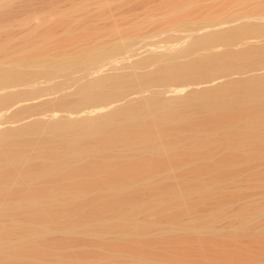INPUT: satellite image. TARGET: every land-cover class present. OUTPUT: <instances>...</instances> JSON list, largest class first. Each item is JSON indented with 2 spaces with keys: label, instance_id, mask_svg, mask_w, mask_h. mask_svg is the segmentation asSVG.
Masks as SVG:
<instances>
[{
  "label": "rangeland",
  "instance_id": "374dc122",
  "mask_svg": "<svg viewBox=\"0 0 264 264\" xmlns=\"http://www.w3.org/2000/svg\"><path fill=\"white\" fill-rule=\"evenodd\" d=\"M0 50L10 52V59L0 57L1 68L13 55L11 62L23 57L16 67L21 78L0 83V139L6 140L0 150L13 147L23 158L18 167L4 168L0 156V264H264V128H243L264 109L213 112L199 103L209 92L202 86L220 83L217 92L264 80V0H0ZM204 58L215 61L210 71H168L171 63L187 67ZM163 99L174 111L148 117L146 134L154 136L145 139L130 116L150 114V104ZM104 106L114 109L116 132L89 143L100 147L74 160L76 172L48 176L47 162L38 158L42 152L62 156L67 138L58 127L82 123L81 116L93 121L90 111L108 110ZM31 120L37 122L12 130ZM117 129L130 130L132 138L123 143ZM155 129L168 133L166 141L163 135L158 141ZM173 139L176 151L169 156L162 149ZM200 141L206 147H198ZM248 145L262 152H248ZM180 186L196 188L192 200L178 198ZM53 192L63 195L47 207L44 197ZM64 194L86 199L76 206ZM29 198L43 205L32 207Z\"/></svg>",
  "mask_w": 264,
  "mask_h": 264
},
{
  "label": "bare ground",
  "instance_id": "6f19581e",
  "mask_svg": "<svg viewBox=\"0 0 264 264\" xmlns=\"http://www.w3.org/2000/svg\"><path fill=\"white\" fill-rule=\"evenodd\" d=\"M176 9V8H175ZM231 33H233V32H231ZM225 34V33H224ZM226 34H228V33H226ZM230 34V33H229ZM237 34V33H236ZM224 36V35H223ZM227 36V35H226ZM234 36H235V33H234ZM47 37V36H46ZM220 37V36H219ZM225 37V36H224ZM45 38V37H44ZM49 38V37H48ZM226 38V37H225ZM230 38H231V36H230ZM55 39V38H54ZM58 39V38H57ZM70 39V38H69ZM69 39H67V40H69ZM56 40V39H55ZM52 41V42H57L58 43V41L56 40V41ZM59 40V39H58ZM65 40V39H64ZM78 40V39H77ZM50 41V40H49ZM227 41V40H226ZM47 42V41H46ZM37 43V42H36ZM42 42H40V44H41ZM44 43V42H43ZM51 43V42H50ZM56 43V44H57ZM39 44V45H40ZM59 44V43H58ZM57 44V45H58ZM76 44H77V42H76ZM32 45V44H31ZM56 45V46H57ZM63 45H65V44H63ZM44 46V45H43ZM47 46H49V45H47ZM47 46H46V49H47ZM58 46H62L61 44H59ZM40 47V46H39ZM55 47V46H54ZM38 48V47H37ZM42 48H44V47H42ZM62 48H63V46H62ZM87 48V47H86ZM32 49V48H31ZM82 50L83 49H85V48H81ZM61 50V49H60ZM1 51V50H0ZM59 51V50H58ZM83 51H85V50H83ZM2 52H4V51H1V53ZM15 52V51H14ZM87 52V51H86ZM12 53H13V51H12ZM46 53V52H45ZM243 53V52H242ZM241 53V54H242ZM5 54H6V56H5ZM5 54H3L5 57H8V59H10L9 57H10V52L8 51V54H9V56H7V53H5ZM18 54V53H17ZM54 54H55V52H54ZM85 54V53H84ZM231 54V53H230ZM3 55H0V57L2 56V58H3ZM12 55V54H11ZM16 55V54H15ZM237 55V58L236 59H239L240 57L242 58V56L243 55H241L240 56V54L238 55V54H236ZM236 55H234V59H235V57H236ZM247 55V54H246ZM17 56H19V55H17ZM21 56V55H20ZM227 56V55H226ZM238 56H239V58H238ZM13 57H14V55H13ZM12 57V58H13ZM50 57V56H49ZM91 57V56H90ZM232 57V56H231ZM245 57V56H244ZM11 58V60H9L10 61V65L8 64V59H7V68L6 67H3V68H1L3 65H1L2 64V62H3V60H2V62L0 63V83H3V82H7L8 84H10L11 82H14L15 80H16V77H17V79H19V78H21V75H19V71L17 72V74H16V71L18 70L17 68H20V67H17V65L20 63V65H21V63H23V61H22V58L21 59H19V57L18 58H15V59H17V60H21V62L20 61H13V62H11L12 60H14V59H12ZM35 58V57H34ZM229 58V57H228ZM39 59V58H38ZM42 59H44L43 57H42ZM52 59V58H51ZM205 59V58H204ZM208 59V60H207ZM211 59H213V58H211ZM231 59H233V57L231 58ZM1 60V59H0ZM25 60H27V59H25ZM30 60V59H29ZM28 60V61H29ZM34 60V59H33ZM48 60V59H47ZM82 60V59H81ZM214 60V59H213ZM213 60H209V58H206L205 60H199V61H197V62H194V63H191V65H189V66H187V67H178V66H176V65H174L173 66V64L171 63V67H168V71L170 72V70L173 72V71H178V70H184V69H207V70H209V68L211 69V67H213V65L215 64V61H213ZM227 60V57H226V59H225V61ZM41 61V60H40ZM43 61H45V60H42V62ZM222 61H224V58L223 59H221V61H219V62H222ZM225 61L223 62V63H225ZM234 61H236V60H234ZM238 61V60H237ZM48 62H50V61H48ZM67 62V61H66ZM72 62V61H71ZM216 62H217V58H216ZM30 63V62H29ZM51 63V62H50ZM232 63H233V61H232ZM235 63V62H234ZM4 64V63H3ZM42 64V63H41ZM48 64V63H47ZM55 64V63H54ZM236 64V63H235ZM27 65V64H26ZM178 65V64H177ZM216 65H217V63H216ZM221 65V64H220ZM227 64H225L224 66H226ZM237 65V64H236ZM10 66V67H9ZM57 66H59V65H57ZM17 67V68H16ZM21 67H22V65H21ZM24 67H25V65H24ZM6 68V69H5ZM27 68H28V66H27ZM45 68V67H44ZM52 68V67H51ZM171 68V69H170ZM17 69V70H16ZM25 69V68H24ZM56 69V68H55ZM58 70V69H57ZM164 70V69H163ZM162 70V71H163ZM21 72L22 71H24V70H20ZM26 71V70H25ZM198 71V70H197ZM210 71V70H209ZM24 74H26L27 75V73L26 72H23ZM99 73H100V71H99ZM168 73V72H167ZM180 73V72H179ZM162 74V73H161ZM173 74V73H172ZM19 75V76H18ZM174 75V74H173ZM23 76V75H22ZM106 76V75H105ZM166 76V75H165ZM19 77V78H18ZM24 78V77H23ZM100 78V77H99ZM98 78V79H99ZM117 79V78H116ZM103 80V79H102ZM17 81V80H16ZM123 82H124V80H122ZM244 81V80H243ZM113 82V81H112ZM117 82V81H116ZM121 82V80L119 81V83ZM122 82V83H123ZM110 83V82H109ZM109 83H108V85H109ZM118 83V84H119ZM121 83V84H122ZM13 84V83H12ZM11 84V85H12ZM106 84L107 83H104V82H101V81H98L97 82V84L96 85H98V87H100V88H105L106 87ZM211 84V83H210ZM220 84V83H219ZM219 84H218V86H219ZM222 84V83H221ZM2 85V84H1ZM94 85V84H93ZM213 85V84H212ZM212 85H209V86H212ZM216 85V84H215ZM95 86V85H94ZM112 86V85H111ZM208 86V85H207ZM208 86V88L209 89H207V87L205 86V87H203L202 86V89L204 88V90H209V92H208V95L206 96V94L207 93H205L202 97H200L199 96V103H201V105H202V108H203V106H205L206 108H212V111L214 112V110L216 111V110H222V109H224V111H225V109L226 108H229V107H234V106H238V107H247V108H254V107H260V108H263L264 109V80H250V81H245V82H239V83H236V84H233L232 83V85L230 86H228V87H226V89L225 88H219V90L217 89V92H216V87H218L217 85L216 86H212V89H213V87H215L213 90L215 91H213V93H212V91H211V88ZM116 87H118V86H116ZM115 88V87H114ZM116 89V88H115ZM199 89V88H198ZM100 90V89H99ZM174 90V89H173ZM221 90V91H220ZM223 90V91H222ZM224 90H226V91H224ZM193 91V90H192ZM197 91V90H196ZM99 92V91H98ZM176 92V91H175ZM178 92V91H177ZM179 92H180V90H179ZM84 93V92H83ZM97 93V92H96ZM0 95H2V94H0ZM206 96V97H205ZM5 97V96H4ZM170 97H172V96H170ZM176 97V96H175ZM174 97V98H175ZM192 98V97H191ZM197 98V97H196ZM4 99V98H3ZM15 99V98H14ZM33 99V98H32ZM159 99V98H158ZM160 100V99H159ZM158 100V101H159ZM164 100V99H163ZM189 100V99H188ZM198 99H194L193 101H197ZM7 102V101H6ZM11 102V101H10ZM191 102V101H190ZM8 103V102H7ZM13 103V102H12ZM189 103V102H188ZM123 104V103H122ZM22 105V104H21ZM140 105V104H139ZM144 105H146V103L144 104ZM174 105V104H173ZM184 105H187V104H184ZM200 105V104H199ZM120 106V105H119ZM148 106V105H147ZM102 107V106H101ZM105 107V106H104ZM103 107V108H104ZM124 107V106H123ZM133 107V106H132ZM139 107V106H138ZM149 107V106H148ZM174 107V106H173ZM173 107H172V103H168V101H167V103L165 102V100L164 101H159V102H157L156 103V101L153 103H151L150 104V107L148 108L149 109V111H150V114H148L147 115V113L145 114L143 111L142 112H138L137 113V115L135 116V117H133V116H130L129 118H130V120H132V121H130V122H132V125L131 126H133L134 128H135V131L136 130H138V129H141L142 131L144 130L145 132L144 133H142V135H144V134H146V132L147 131H149V126H150V124H151V121H150V124L148 123L149 122V119H148V117H155L156 119H157V117L160 115V114H164V113H168V111L170 112V111H174V109H173ZM237 107V108H238ZM107 107H105L104 109H106ZM128 108V107H127ZM140 108H142L141 106H140ZM236 108V109H237ZM257 108V109H258ZM22 109V108H21ZM99 109H100V107H99ZM108 110H110L109 108H107ZM172 109V110H171ZM214 109V110H213ZM238 109H240V108H238ZM15 110H17V109H15ZM108 110H100L101 112H99L97 109H96V111H98L97 113H94V111H95V109L93 110H91L90 112L88 111V113H90V114H94V118H99V117H102V118H99L100 120H97V119H94L93 121L92 120H90V119H88V120H90V121H87L86 120V118H89V117H87V116H85V117H83V116H81V121L83 120V122L81 123H78V122H76V124L74 123H70V122H66V123H62V125H60V127H58L59 128V130L61 131V133L63 132V137H65V141L63 142V147H62V151H63V153H61L60 155H62L61 157H59V158H56L55 159V157H52V156H48V155H50V154H48V153H45V154H47V156L45 155V156H43L44 155V153H43V157L41 156V154H40V157L38 158V160H42V162L41 161H39V162H41V163H44V164H41V165H44L45 166V163L48 165H46V170H47V172L48 171H50L49 173H47L48 174V176H50V175H52V174H50L51 172H55V173H57L58 174V176L59 175H61V174H69V173H74V172H76V169L77 168H75V167H77L75 164H77L78 163V161H75L74 162V160H80V159H84V158H86L88 155H90V154H92V153H96L93 149L95 148L96 149V147L97 146H95V147H93V149H91V147H89V143H92L93 141H98L99 139V136H102V134H103V136H108L109 135V133H110V135L109 136H111L112 134H114V132H113V130L115 129V126H114V129H113V125L115 124L114 123V120H113V108H111V110L110 111H108ZM129 110H130V107H129ZM209 110V109H208ZM227 110V109H226ZM108 112V113H102V112ZM189 111H191V110H189ZM188 111V112H189ZM223 111V110H222ZM239 112H241L240 110H238ZM93 112V113H92ZM111 112V113H110ZM187 112V111H186ZM213 112H211V110H210V113H213ZM253 112V111H252ZM256 112H257V110H256ZM190 113V112H189ZM222 113V112H221ZM224 113V112H223ZM234 113V112H233ZM232 113V114H233ZM248 113V112H247ZM262 113V114H261ZM71 114H73V113H71ZM109 114H111L110 116H107V115H109ZM118 114V113H117ZM131 114V113H130ZM193 114V113H192ZM217 114H219V113H217ZM236 114V113H235ZM253 114H254V112H253ZM260 114L262 115V116H258V114H257V116L255 117V115H253V116H250L251 114H248V116H250V117H247V119L245 120V122H244V120H243V122H244V124H243V128H245V130H246V128H247V130H252V131H254V133L257 131H259L258 129H261L262 128V126H263V128H264V110L262 111V112H260ZM259 114V115H260ZM99 115V116H98ZM101 115H103V116H101ZM150 115V116H149ZM189 115V114H188ZM191 115V114H190ZM190 115H189V117H190ZM213 115H215V113H213ZM55 116H56V114H55ZM70 116V115H69ZM96 116V117H95ZM216 116H218V115H216ZM216 116H214V117H216ZM247 116V115H246ZM92 117V116H91ZM189 117H187V118H185L184 120L186 121V120H188V118ZM213 117V118H214ZM236 117V116H235ZM93 118V117H92ZM129 118H127V121H128V119ZM151 118V119H152ZM212 118V117H211ZM86 120V121H85ZM97 120V121H96ZM153 120V119H152ZM166 120V119H165ZM181 120H183V119H181ZM183 120V121H184ZM239 120V119H238ZM242 120V119H241ZM70 121V120H69ZM127 121H125V123L127 122ZM116 122V121H115ZM147 122V123H146ZM153 122H154V120H153ZM233 122H235V121H233ZM78 123V124H77ZM167 123V122H166ZM128 124H130V123H128ZM153 124V123H152ZM149 125V126H148ZM158 126H159V124H157ZM167 125V124H166ZM229 125V124H228ZM242 125V124H241ZM151 126H153V125H151ZM162 126H165V125H162ZM217 126V125H216ZM236 126V125H235ZM120 127V126H119ZM160 127H161V125H160ZM124 128V127H123ZM132 128V127H131ZM152 128V127H151ZM230 128H234V125H230ZM154 129V128H153ZM162 129H164V127L162 128ZM161 129V130H162ZM132 130V129H131ZM141 130H138L139 132H141ZM151 130V129H150ZM206 130H208V129H206ZM206 130H205V132H206ZM247 130L245 131V133L247 132ZM264 130V129H263ZM117 131H118V129H117ZM128 131H130V130H125V131H118L116 134H118L117 135V137H118V140H122L123 141V143L127 140H129V138H132V136H129L128 134H130V133H128ZM134 131V130H133ZM155 132H156V129L154 130ZM163 131V130H162ZM238 131H241V130H239L238 129ZM237 131V132H238ZM243 131V130H242ZM261 131H262V129H261ZM59 132V131H58ZM113 132V133H112ZM115 132H116V129H115ZM119 132H120V134H119ZM123 132V133H122ZM132 132V131H131ZM139 132H137V135H139ZM150 132H152V131H150ZM158 132V131H157ZM156 132V133H157ZM205 132H203V134L205 133ZM56 133V132H55ZM60 133V132H59ZM66 133V134H65ZM112 133V134H111ZM162 134H160V132L159 133H157L156 135H155V137L156 136H158V135H160V136H162L163 135V137H164V139H165V136H167V138H168V133L167 132H165V130H164V133L163 132H161ZM167 133V134H166ZM208 133V132H207ZM250 133V132H249ZM254 133H252V134H254ZM261 133V132H260ZM11 134V133H10ZM133 134V133H132ZM141 134V133H140ZM148 134H149V132H148ZM211 136H212V138H214L213 137V135L211 134V133H209ZM214 134V133H213ZM237 134V133H236ZM238 134H240V133H238ZM5 135V134H4ZM9 135V134H8ZM134 135H136L135 133H134ZM141 135V136H142ZM170 135V134H169ZM207 135V134H206ZM205 135V136H206ZM210 135H208L207 137L208 138H210L209 136ZM215 135V134H214ZM216 135H217V133H216ZM228 135H229V133H228ZM241 135V137H242V134H240ZM247 136H248V134H246ZM256 135V134H255ZM254 135V136H255ZM61 136V135H60ZM108 136V137H109ZM140 136V135H139ZM139 136H137V137H139ZM146 138H145V136H143V138L141 139V137H140V139H141V142H139V143H142V140L145 138V139H148V137L150 136V137H153L154 135H151V134H149V135H147L146 134ZM171 136L172 135H170V138H169V140L171 139ZM204 136V137H205ZM245 136V135H244ZM259 136H261L260 134H259ZM13 137V136H12ZM105 137V138H106ZM108 137H107V139H108ZM129 137V138H128ZM136 137V136H135ZM180 137V136H179ZM179 137H177L176 136V138L175 139H177V138H179ZM198 137V136H197ZM216 137V136H215ZM239 137V136H238ZM257 137V136H256ZM120 138V139H119ZM159 138H161L162 140H163V138L162 137H159L158 136V141L159 140H161V139H159ZM174 138V137H173ZM181 138L182 137H180L179 139H178V141L177 142H181L182 140H181ZM203 138V137H202ZM219 138V137H218ZM218 138H214V140L216 141L217 140V143H215V145L217 144L218 145ZM228 138H229V136H228ZM242 138H244V137H242ZM245 138H247V137H245ZM244 138V139H245ZM5 139V138H4ZM9 139V138H8ZM48 139V138H47ZM98 139V140H97ZM138 141H139V139L138 138H136ZM204 139H206V140H209L210 141V139H207L206 137L204 138ZM221 139V138H220ZM248 139V138H247ZM104 140V139H103ZM117 140V141H118ZM131 140V139H130ZM133 140H135V138L133 139ZM149 140V139H148ZM154 140V139H153ZM156 140V139H155ZM174 140V139H173ZM173 140L172 141H170L169 143L167 142V144H164V145H166V146H164L163 145V141H162V145L164 146V149H162V150H165V152L164 151H161L160 149V151H161V154L164 152L165 154L167 153L168 155L169 154H174L173 153V151L175 150L174 149V145H177V144H174V143H176V141L175 142H173ZM183 140H184V138H183ZM189 140V139H188ZM205 140V141H206ZM213 140V141H214ZM254 140V139H253ZM258 140V139H257ZM0 145H2L3 143V141H6V140H1L0 139ZM19 141V140H18ZM62 141H63V139H62ZM109 141H112L111 139L109 140ZM114 141V140H113ZM112 141V142H113ZM121 141V142H122ZM126 141V142H127ZM150 141H151V139H150ZM148 142V141H146V140H144V144H145V142H147L148 144L149 143H151V142ZM165 141H166V139H165ZM197 141V140H196ZM221 141V140H220ZM244 141V140H243ZM48 142V141H47ZM53 142H55V141H53ZM119 142V141H118ZM118 142H116V143H118ZM120 142V143H121ZM131 142V141H130ZM173 142V143H172ZM184 142V141H183ZM183 142H181V144L183 143ZM185 142H187V141H185ZM192 142H193V139H192ZM192 142H190L191 144H192ZM198 142L199 141H197L196 143L198 144ZM204 142V141H203ZM211 142V141H210ZM241 142V140L239 141V143ZM11 143V142H10ZM111 143V142H110ZM115 143V142H114ZM155 143V142H154ZM189 143V142H188ZM200 143H201V141H200ZM205 143V142H204ZM204 143L202 144L201 143V146H199L198 145V147H203V146H205L204 145ZM208 142L206 141V144H207ZM214 143H212L211 142V144L210 145H213ZM242 143H245V142H242ZM246 143H248V142H246ZM4 144H5V142H4ZM13 144V143H12ZM98 144V143H97ZM109 144V143H108ZM129 144V143H128ZM133 144V143H132ZM136 144H138V143H136ZM143 144V143H142ZM147 144V145H148ZM153 144V143H152ZM156 144H157V142H156ZM160 144V143H159ZM186 144V143H185ZM193 144H195V141H194V143ZM228 144V143H227ZM235 144V143H234ZM252 144V143H251ZM251 144H250V146H251ZM254 144V143H253ZM260 144V143H259ZM111 145V144H110ZM118 145H120V144H118ZM139 145V144H138ZM173 145V146H172ZM238 145V144H237ZM241 145V144H240ZM244 145H246V144H244ZM255 145V144H254ZM254 145H252V146H254ZM257 145V144H256ZM261 145V144H260ZM13 146H15V145H13ZM20 146V145H19ZM62 146V145H61ZM60 146V147H61ZM144 146V145H143ZM159 146H161V144L159 145ZM187 146V145H186ZM195 146H197L196 144H195ZM214 146V145H213ZM229 146V145H228ZM249 146V145H248ZM250 146H249V149H250ZM99 147H100V145H99ZM99 147H97V149H96V151H98V148ZM115 147V146H114ZM119 147V146H118ZM134 148H135V146H133ZM149 147V146H148ZM181 147V146H180ZM206 147V146H205ZM207 147H208V144H207ZM239 147V146H238ZM262 147V146H261ZM260 147V148H261ZM12 148V150H10ZM58 148V147H57ZM115 148H117V147H115ZM137 148V147H136ZM142 148V147H141ZM161 148H163V147H161ZM228 148V147H227ZM245 148V147H244ZM260 148H256V149H254L253 147H251V149H250V151L248 150V152H252V153H254V154H256V153H261L262 152V150H261V152L259 151L260 150ZM10 149H4V150H2L3 151V153H2V151L0 150V156H2V157H0V158H2L1 160H4V159H6L5 160V164H7V165H5L4 166V163H2L3 164V166H4V168L6 167V168H8V167H18V165L20 164V162L22 161V157H20L21 155H19V153H18V151H14L13 150V147H10ZM14 149H15V147H14ZM193 149V148H192ZM226 149V148H225ZM239 149V148H238ZM240 149H242V147L240 148ZM246 149H248L247 147L245 148V151H246ZM60 150H61V148H60ZM135 150V149H134ZM144 150V149H143ZM147 150V149H146ZM146 150H144V151H146ZM57 151V150H56ZM101 151V150H100ZM151 151V150H150ZM176 151V150H175ZM244 151V152H245ZM61 152V151H60ZM103 152V151H102ZM156 152V151H155ZM157 152H158V150H157ZM135 153H137L136 151H135ZM142 153V152H141ZM140 153V154H141ZM149 153V152H148ZM153 153V152H152ZM151 153V154H152ZM258 153V154H259ZM102 154V153H101ZM144 154V153H143ZM150 154V153H149ZM131 155V154H130ZM156 155H158V154H156ZM155 155V156H156ZM260 155V154H259ZM32 156V155H31ZM54 156V155H53ZM91 156V155H90ZM92 156H93V154H92ZM147 156H148V154H147ZM151 156V155H150ZM149 156V157H150ZM159 156V155H158ZM169 156H171V155H169ZM255 156H257V155H255ZM5 157V158H4ZM50 157H52V158H50ZM58 157V156H57ZM105 157V156H104ZM134 157V156H133ZM136 157V156H135ZM143 157V156H142ZM154 157V156H153ZM161 157V156H160ZM168 157V156H167ZM33 158V157H32ZM37 158V157H36ZM122 158V157H121ZM124 158V157H123ZM139 158H141V155H140V157ZM138 158V159H139ZM152 158V157H151ZM53 159V160H52ZM133 159V158H132ZM137 159V158H136ZM148 159H150V158H148ZM153 159V158H152ZM171 159V158H170ZM52 160V161H51ZM106 160H108L107 158H106ZM112 160V159H111ZM25 161V160H24ZM96 161V160H95ZM95 161H94V163H95ZM128 161V160H127ZM131 161H133V160H131ZM135 161V160H134ZM27 162V161H26ZM115 162V161H114ZM121 162V161H120ZM0 163H1V161H0ZM50 165H49V164ZM75 163V164H74ZM113 163V162H112ZM2 164L0 165V167L2 166ZM28 164V163H27ZM73 164V165H72ZM118 164H122V163H118ZM21 165V164H20ZM24 165V164H23ZM72 165V166H71ZM14 170H15V168H14ZM54 173V174H55ZM37 174V173H36ZM50 174V175H49ZM26 175V174H25ZM26 176H28V175H26ZM32 176V175H31ZM53 176V175H52ZM40 177V176H39ZM38 178V177H37ZM7 185L6 183H3L2 184V186H5V185ZM127 185V184H126ZM8 186V185H7ZM129 187H131L130 185H129ZM129 189V188H128ZM178 190H176L177 191V193L178 194H176V195H178L179 197L178 198H182L183 200H185V201H187V200H189L190 201V199H191V195H194V192H192V191H194L195 189H193V188H184L183 186H180V187H178L177 188ZM190 189V190H189ZM192 190V191H191ZM175 191V192H176ZM58 192V191H57ZM52 193L51 195L49 194L47 197L45 196L44 197V200H46L47 202V204H45V205H47V207H51V206H53L52 204H54V201H55V203L57 202V200L59 201V199L62 197V195L63 194H61L60 192L59 193ZM67 193V192H66ZM64 196H68V194H64ZM85 196L86 195H82V194H75V195H69L67 198V201L68 200H70V201H72L71 202V204L72 203H74L75 202V205L77 206V203L78 204H81V202L82 201H84L86 198H85ZM70 198V199H69ZM30 199V198H29ZM33 199V198H32ZM66 199V198H65ZM192 200V199H191ZM24 201V200H23ZM30 201H31V199H30ZM30 201H26V202H28V203H30V205L32 206V207H36V208H38L40 205H43L42 203L40 204V203H37L38 201H36V199H34V200H32L31 202ZM69 202V201H68ZM43 203H45V202H43ZM61 203V202H60ZM27 204V203H26ZM57 204V203H56ZM25 205V204H24ZM63 205V204H62ZM70 205V204H69ZM54 206H56V205H54ZM53 206V207H54ZM27 207H28V205H27ZM31 207V208H32ZM46 207V206H45ZM46 207V208H47ZM53 207H52V210H53ZM57 207H58V205H57ZM61 207V206H60ZM64 207V206H63ZM78 208V207H77ZM35 209V208H34ZM67 209V208H66ZM51 210V209H50ZM54 210H55V208H54ZM61 210V209H60ZM63 210H65V209H63ZM77 210V209H76ZM75 210V211H76ZM112 210V209H111ZM113 211L115 212V210L113 209ZM156 211V210H155ZM52 212H54V211H52ZM117 212V211H116ZM115 212V213H116ZM47 213H50V211H49V209H48V212H46V214ZM62 213V212H61ZM66 213V212H65ZM110 213H112V211L110 212ZM114 213V214H115ZM125 213V212H124ZM64 214V213H63ZM107 214V213H106ZM113 214V213H112ZM49 215V214H48ZM51 215V214H50ZM54 215V214H53ZM52 215V216H53ZM67 215V214H66ZM65 215V216H66ZM111 216V215H110ZM119 216V215H118ZM72 217V216H71ZM128 217V216H127ZM62 218H64L63 216H62ZM68 219H69V217H67ZM112 218V217H111ZM111 218H109V219H111ZM115 218H117L116 216H114V218H113V220L115 219ZM125 218V217H124ZM129 218V217H128ZM65 219H66V217H65ZM118 219V218H117ZM118 220H120V219H118ZM111 222H112V220H110ZM125 221H127L126 219H125ZM116 222V221H115ZM113 223V222H112ZM117 223V222H116ZM123 223V222H122ZM121 223V224H122ZM127 223V224H126ZM126 223H124L125 225H127V226H129V222L127 221ZM133 223V222H132ZM131 223V224H132ZM118 224H120V222L118 223ZM131 224H130V226H131ZM123 225V224H122ZM119 226V225H118ZM125 227V226H124ZM132 227V226H131ZM135 226L133 225V228H134ZM138 227V228H137ZM136 229L137 230H139L140 229V227L139 226H137L136 225ZM141 229H143L142 227H141ZM145 230V229H144ZM143 230V231H144ZM140 231V230H139ZM1 246V245H0ZM5 246V245H4ZM14 246V245H13ZM16 246V245H15ZM19 246V245H18ZM2 247V246H1ZM0 249H2V248H0Z\"/></svg>",
  "mask_w": 264,
  "mask_h": 264
},
{
  "label": "water",
  "instance_id": "95a60500",
  "mask_svg": "<svg viewBox=\"0 0 264 264\" xmlns=\"http://www.w3.org/2000/svg\"><path fill=\"white\" fill-rule=\"evenodd\" d=\"M37 121L31 120V121H26V122H22L20 124H18L14 129H12L13 131H20L24 128H27L28 126L34 124Z\"/></svg>",
  "mask_w": 264,
  "mask_h": 264
}]
</instances>
